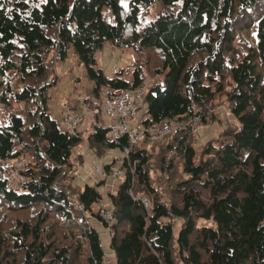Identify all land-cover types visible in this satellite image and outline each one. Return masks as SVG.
Wrapping results in <instances>:
<instances>
[{"label": "trees", "instance_id": "obj_1", "mask_svg": "<svg viewBox=\"0 0 264 264\" xmlns=\"http://www.w3.org/2000/svg\"><path fill=\"white\" fill-rule=\"evenodd\" d=\"M156 1L161 11L140 19ZM106 42L135 53L109 77L96 66ZM69 48L90 85L85 136L58 124L79 99L63 98L54 117L49 109L53 65ZM145 81L142 123L190 121L129 151L107 192L109 225L92 208L102 182L74 181L78 144L95 156L126 146L125 135L117 143L105 134L102 91ZM222 102L236 122L197 151L193 119H216ZM0 104V264H106L88 213L111 228L114 264H264V0H0ZM19 157L23 181L12 187L2 162Z\"/></svg>", "mask_w": 264, "mask_h": 264}, {"label": "rangeland", "instance_id": "obj_2", "mask_svg": "<svg viewBox=\"0 0 264 264\" xmlns=\"http://www.w3.org/2000/svg\"><path fill=\"white\" fill-rule=\"evenodd\" d=\"M107 8L103 9V13L106 15ZM161 11V6L158 1H156L150 11L146 14H140V19H150L153 18L158 12ZM108 19H110L107 16ZM247 33V37L252 39V31L249 30ZM254 34V31H253ZM135 56L134 50L132 48H119L116 46H112L109 43H104L103 47L98 50L97 52V58H96V66L101 67L104 74L106 76L113 75L114 71L118 68H129V65L131 64V61L133 60ZM53 68L58 75V81L56 85L51 90V97L49 100V106H50V113L51 115L57 116L58 111L62 107V99L67 98L70 100H75L76 96L79 95V97L88 91L90 88L89 82L87 81V78L85 76V72L83 69V66L81 65L80 61L78 60L76 54L72 51L71 48L67 50L66 56L63 60H57L55 61ZM130 69H128V73L124 74V77L129 78L130 77ZM65 83H68L71 88L68 89L66 86L63 85ZM150 85V81H145L142 84V89L146 90L148 86ZM78 93V94H77ZM78 97V98H79ZM72 101V103H73ZM86 101V100H85ZM87 102V101H86ZM71 103V104H72ZM88 104V102H87ZM2 104H0V125L4 124L6 122L5 117L2 115ZM17 107V104L15 101L11 100V104L7 105V111L9 113H14L13 111ZM81 107V106H80ZM89 108V106H88ZM90 109V108H89ZM145 109V104L141 103L137 109L136 112L133 114V118H138L141 116ZM89 116L86 117L80 124L77 126V130L81 131V133L85 136L90 130H91V120ZM236 122L234 116L230 113L227 105L225 102H222L221 105H219L216 108V119L206 122V123H197L193 124V132L194 134V147L198 151L201 147V144L204 143L209 138L217 137L218 132L226 126L227 123L230 122ZM105 125H108L110 120L106 119L103 121ZM58 124L61 125L62 122L58 120ZM168 134H170L168 132ZM78 150L83 153L82 157V163L76 166V169L79 168V166L87 165L89 168H93L96 164H98L101 169H103V165L108 164L110 160H112L118 153L117 149H111L106 151L101 156H95L91 153V150L86 148L85 142H81L78 144ZM26 160L25 157H22ZM3 163V162H2ZM84 170V168H82ZM73 174L75 176L74 181L78 185L84 184L85 180L78 179L77 175L75 174V168L73 170ZM124 176L119 177H112L108 176L106 178L104 177H98L95 175V181L92 182H102L99 184V191L102 196V201L99 203H96L92 206L94 211H97L100 206H105L107 201H109L106 196L107 192L115 191L117 184L123 179ZM82 180V181H81ZM91 182V183H92ZM107 182H112V187H108L106 184ZM106 183V184H105ZM88 220L91 223L93 227H95L99 233L102 232V238H101V244L105 251L104 256V263L106 264H114V260L112 257L108 256V240H109V232H108V226H105L101 223V221L92 215L88 213ZM182 219L181 218H175L174 224H173V233L176 234L178 231ZM199 224H208L212 225V220H206V219H199Z\"/></svg>", "mask_w": 264, "mask_h": 264}, {"label": "built area", "instance_id": "obj_3", "mask_svg": "<svg viewBox=\"0 0 264 264\" xmlns=\"http://www.w3.org/2000/svg\"><path fill=\"white\" fill-rule=\"evenodd\" d=\"M143 93L144 90L142 87L134 89H113L102 92L104 100L101 103L100 112L104 117L111 120L107 125L108 129L105 134L109 139L117 143L119 142V136L125 135L127 145L122 148H116L118 153L108 162L107 169H101L98 164L90 168V172L94 175L104 178L108 176H125L124 162L128 158L129 151L132 148L137 147L144 140L153 141L168 132H176L190 121V119H176L145 124L139 120H134L131 116L136 111L138 104L142 103ZM80 106V109L77 110L67 105L62 107L59 114L62 129H67L74 133L76 126L86 117H94V112L88 108L84 95L80 98ZM193 120V124L199 123L196 117ZM25 162L26 160L22 157L5 160L6 179L10 186L20 185L23 181V177L19 171L24 169ZM75 174H77V169H75ZM141 200L145 207H147L148 201L145 198ZM97 212L101 220L106 221L109 225L114 221L112 206L109 201H107L105 206H100ZM108 232L111 235L112 231L109 226Z\"/></svg>", "mask_w": 264, "mask_h": 264}, {"label": "crops", "instance_id": "obj_4", "mask_svg": "<svg viewBox=\"0 0 264 264\" xmlns=\"http://www.w3.org/2000/svg\"><path fill=\"white\" fill-rule=\"evenodd\" d=\"M64 87L66 86V88L68 89V92H69V89L71 88V86L68 84V83H65L64 85H63ZM78 94V93H77ZM78 97H79V95H77L76 96V98L78 99ZM107 118L106 117H104V116H102V120L104 121V120H106ZM140 118L138 117V118H135L134 120H139ZM104 123V122H103ZM87 148V147H86ZM93 154V153H92ZM94 155V154H93ZM82 168H84V170L82 169ZM89 172H90V168L88 167V164L87 165H82V166H79V168H77V178L78 179H81L82 178V180H85V182H88V183H91L92 182V180L90 179V178H88V176H89ZM81 180V181H82ZM108 183V185L109 186H112V182H107ZM101 234H102V232H101ZM103 236V235H102ZM108 256H110V257H112L113 258V252L111 251V249L109 248V250H108ZM113 260H114V258H113Z\"/></svg>", "mask_w": 264, "mask_h": 264}]
</instances>
